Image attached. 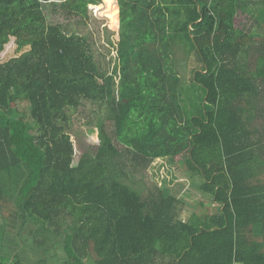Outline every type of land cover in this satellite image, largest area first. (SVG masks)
<instances>
[{"label":"trees","instance_id":"obj_1","mask_svg":"<svg viewBox=\"0 0 264 264\" xmlns=\"http://www.w3.org/2000/svg\"><path fill=\"white\" fill-rule=\"evenodd\" d=\"M91 1L112 27L120 18L118 84L73 28ZM118 4L0 0V264H264V194L245 190L239 162L257 147L243 108L259 99L264 0ZM14 36L29 48L3 59ZM85 102L110 110L108 159L76 153L70 114ZM178 156L217 211L184 219L178 195L145 197L110 173Z\"/></svg>","mask_w":264,"mask_h":264},{"label":"rangeland","instance_id":"obj_2","mask_svg":"<svg viewBox=\"0 0 264 264\" xmlns=\"http://www.w3.org/2000/svg\"><path fill=\"white\" fill-rule=\"evenodd\" d=\"M90 19L82 27L74 26L81 35L85 36L91 43L96 62L107 76L113 75L118 84V77L115 75L117 70V44L119 41V25L112 27L109 19L102 14L98 6H94L92 1L89 6ZM256 20L249 15L239 12L236 17V26L243 29L246 33H252L256 28ZM257 29V28H256ZM254 33V32H253ZM29 48L28 44L14 36L2 53L3 59L19 56ZM255 61V58H250ZM253 66L251 67V69ZM183 78H189V71H183ZM71 121L68 132L76 147L79 155L89 153L100 159H108L117 153L106 134L111 136L112 123L108 117L110 110L107 105L99 106L92 102H85L81 110L71 111ZM102 123H107V132L102 130ZM34 129V128H32ZM117 146L120 148L119 144ZM122 149V148H120ZM181 157L170 159H158L150 164L146 169L136 173L131 169H123L121 172L118 161L110 165V173L119 174L128 184L138 189L143 196L158 189L178 195L186 203L182 217L188 219L193 213H212L217 204H214L212 197L205 194L201 189L200 178H191L190 173L185 167Z\"/></svg>","mask_w":264,"mask_h":264},{"label":"crops","instance_id":"obj_3","mask_svg":"<svg viewBox=\"0 0 264 264\" xmlns=\"http://www.w3.org/2000/svg\"><path fill=\"white\" fill-rule=\"evenodd\" d=\"M261 63L263 64H261V74L258 78H256L258 61H252L251 69V77L257 80L255 84L259 89V99L243 108L246 112L245 145L257 144V147L245 154L239 162L243 164L245 178L249 180L245 190L264 194V61ZM217 210L218 207L214 209V211Z\"/></svg>","mask_w":264,"mask_h":264}]
</instances>
